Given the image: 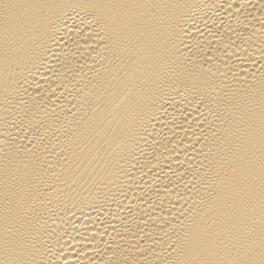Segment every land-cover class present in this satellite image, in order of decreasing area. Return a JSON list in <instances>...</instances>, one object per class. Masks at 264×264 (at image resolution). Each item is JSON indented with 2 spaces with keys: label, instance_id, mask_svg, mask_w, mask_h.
Here are the masks:
<instances>
[{
  "label": "bare ground",
  "instance_id": "1",
  "mask_svg": "<svg viewBox=\"0 0 264 264\" xmlns=\"http://www.w3.org/2000/svg\"><path fill=\"white\" fill-rule=\"evenodd\" d=\"M0 264H264V0H0Z\"/></svg>",
  "mask_w": 264,
  "mask_h": 264
}]
</instances>
